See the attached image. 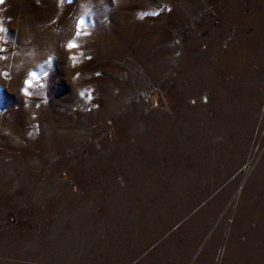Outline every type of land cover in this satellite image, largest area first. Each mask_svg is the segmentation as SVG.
Instances as JSON below:
<instances>
[{"label":"rangeland","instance_id":"rangeland-1","mask_svg":"<svg viewBox=\"0 0 264 264\" xmlns=\"http://www.w3.org/2000/svg\"><path fill=\"white\" fill-rule=\"evenodd\" d=\"M0 264H264V0H0Z\"/></svg>","mask_w":264,"mask_h":264},{"label":"snow or ice","instance_id":"snow-or-ice-1","mask_svg":"<svg viewBox=\"0 0 264 264\" xmlns=\"http://www.w3.org/2000/svg\"><path fill=\"white\" fill-rule=\"evenodd\" d=\"M74 45H69V47H73ZM33 78H35V76H34V74H33ZM25 83L27 84V83H30V81H25Z\"/></svg>","mask_w":264,"mask_h":264}]
</instances>
